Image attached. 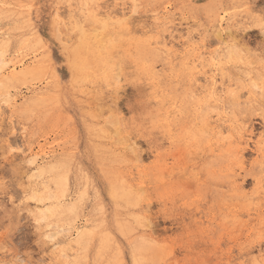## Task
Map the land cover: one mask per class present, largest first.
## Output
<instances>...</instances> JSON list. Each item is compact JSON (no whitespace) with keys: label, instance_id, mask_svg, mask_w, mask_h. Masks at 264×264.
<instances>
[{"label":"rangeland","instance_id":"rangeland-1","mask_svg":"<svg viewBox=\"0 0 264 264\" xmlns=\"http://www.w3.org/2000/svg\"><path fill=\"white\" fill-rule=\"evenodd\" d=\"M132 2L0 0V264L259 258L264 0Z\"/></svg>","mask_w":264,"mask_h":264},{"label":"snow or ice","instance_id":"snow-or-ice-1","mask_svg":"<svg viewBox=\"0 0 264 264\" xmlns=\"http://www.w3.org/2000/svg\"><path fill=\"white\" fill-rule=\"evenodd\" d=\"M27 7L31 8L32 5H27ZM123 7L125 8L126 12H125L124 18L121 21V23H126L127 21L130 20L129 15L127 14V10L131 9L132 16H136L137 10L140 7H142V5L137 3L136 0H133L132 3H125ZM260 19L262 22H264V13L261 14ZM8 150H9L8 147L4 149L5 152H8ZM11 151L16 152L18 151V149L12 148ZM3 159L7 160L8 157L4 156ZM17 176H18V173H15L14 171V175L9 176L7 179L0 180V198H4L6 201H10L13 204L15 203V200L13 198V189L17 185ZM20 203L22 204L23 200H21ZM37 223H39V221H37ZM15 264H29V262L17 260ZM41 264H46V262H41ZM208 264H216V262L209 261ZM230 264H264V236H262L261 238V252H260V256L258 259L245 260L243 258H240L238 260L231 261Z\"/></svg>","mask_w":264,"mask_h":264},{"label":"bare ground","instance_id":"bare-ground-1","mask_svg":"<svg viewBox=\"0 0 264 264\" xmlns=\"http://www.w3.org/2000/svg\"><path fill=\"white\" fill-rule=\"evenodd\" d=\"M125 11H126L125 8H123L122 11H121V18H124ZM100 13H101V12H100ZM100 13H99V14H100ZM99 14H97V15L99 16ZM127 14H128V13H127ZM100 15H101V14H100ZM128 15H130V14H128ZM131 15H132V14H131ZM106 17H108V16L104 15V18H106ZM168 17H170V16H168ZM168 17H167V18H168ZM96 20H97V19H96ZM101 20H102V19H101ZM156 20H158V19H156ZM165 21H166V20H165ZM100 22H101V21H100ZM127 22H129V21H127ZM170 23H174V21L172 20V21H170ZM123 24H124V23H123ZM125 24H128V23H125ZM125 24H124V25H125ZM164 25H166V24H164ZM100 26H101V25H100ZM99 28H100V27H99ZM152 30H153V28H152ZM152 30H150L151 33H152ZM150 32H149V33H150ZM153 32H154V31H153ZM235 32H236V31H235ZM235 32H234V34H236ZM228 33H230V32H228ZM187 34H188V33H187ZM225 34H226V33H225ZM234 34H233V35H234ZM233 35H232V36H233ZM195 36H196V35H195ZM218 36L221 37V36H223V35L219 32V35H218ZM224 37H225V36H224ZM227 37L229 38V34H228ZM234 37H235V36H234ZM193 38H194V37H193ZM230 38H231V37H230ZM194 39H195V38H194ZM226 39H227V38H226ZM226 39H225V40H226ZM219 40H220V39H219ZM155 41H156V40H155ZM163 41H164V40H163ZM167 41H168V40H167ZM220 41H221V40H220ZM227 41H228V40H227ZM227 41H226V42H227ZM233 41H234V40H232V42H233ZM157 42L159 43V41H157ZM171 42H172V41H170V43L168 42V43H169V47H170V44H172ZM155 43H156V42H155ZM158 43H157V44H158ZM160 43H163V42L160 41ZM168 43H166V44H168ZM221 43H223V40H222ZM224 43H225V42H224ZM153 44H154V43H153ZM153 44H152V45H153ZM166 44H165V45H166ZM3 45H4V44H3ZM3 45H2V46H3ZM163 46H164V45H163ZM167 46H168V45H167ZM173 46H174V45H173ZM7 47H8V46H7ZM7 47L5 46V48H7ZM85 47H86V46H85ZM5 48H4V49H5ZM4 49H2V48L0 47V64H4V62H3V57H4V54L6 53V51H5ZM85 49H86V48H85ZM8 51H9V49H8ZM167 56H168V55H167ZM198 58H199V56H198ZM198 60H199V59H198ZM201 66H202V65H201ZM201 66H200V67H201ZM198 69H199V68H198ZM198 69H197V70H198ZM194 71H195V70H194ZM200 71H201V70H200ZM13 75H14V74H13ZM13 75H12V76H13ZM28 75H30V73H26L25 75L23 74V75H21L20 77H19V76L14 77L15 75L12 77V76L10 75L12 78L10 79L9 82H14V81H19V82H21V81H23L24 78H25L26 76H28ZM203 75H204V74H203ZM10 76H9V77H10ZM205 78H206V79H209V78H207V77H205ZM202 79H203V78H202ZM5 82H6V80H5ZM212 84H213V87H212L213 90L216 91V81H215V78H212ZM6 85H7V84H4L3 86L6 87ZM9 86H11L10 83H8V87H9ZM9 88H10V87H9ZM6 89H7V87H6ZM199 89H200V88H199ZM206 89H207V88H206ZM207 91H208V90H207ZM214 91H213V92H214ZM228 92H229V91H228ZM232 92H233V91H232ZM215 93H216V92H215ZM225 94H226V93H225ZM215 95H216V94H215ZM200 97H201V96H200ZM209 97H210V96H209ZM224 97H225V96H224ZM205 98H206V97H205ZM201 99H202V98H201ZM196 100H198V99H196ZM209 100H210V99H209ZM213 100H214V99H213ZM205 101H206V100H205ZM207 101H208V100H207ZM158 102H159V101H158ZM197 103H198V102H197ZM203 103H204V102H203ZM206 103H208V102H206ZM206 103H205V104H206ZM208 104H209V103H208ZM173 106H174V105H173ZM159 108H160V107H159ZM172 109H173V108H172ZM158 111H159V110H158ZM175 111H176V110H175ZM171 112H173V111H171ZM176 112H177V111H176ZM207 112H208V111H207ZM209 112H210V111H209ZM155 114H156V113H155ZM173 114H174V113H173ZM209 118H210V117H209ZM209 123H210V121H209ZM211 127H212V126H211ZM210 132H211V131H210ZM258 143H259V142H258ZM260 144H264V140H262V141L260 142ZM256 146L259 148L260 145L258 146V144H257ZM258 148H257V149H258ZM260 149H261V148H260ZM261 150H262V149H261ZM215 151H216V150H215ZM258 151H260V150H258ZM261 152H262V151H261ZM258 155H259V154H258ZM63 170H64V169H63ZM42 173H43V171H42ZM42 173H41V174H42ZM44 173H45V172H44ZM57 173H58V172H57ZM39 174H40V173H39ZM42 175H43V174H42ZM45 175H46V174H45ZM45 175H44V176H45ZM39 177H41V175H39V176H37V178H36V177H35V178L38 179ZM59 177H60V176H59ZM61 182H62L65 186H67V185L69 184V178H68V177H64V178L61 180ZM242 186H243V185H242ZM68 189H69V188H68ZM62 204H63V203H62ZM58 205H59V204H58ZM60 206H61V205H60ZM57 207H58V206H57ZM62 207H63V206H62ZM58 209H59V207H58ZM72 210H74V209H71V211H72ZM53 214H55V213H53ZM42 220H43V219H42ZM85 235H86L85 232L80 233V235H79V237H78V240L76 241V244H77V245H80V244L83 242V239L85 238ZM152 239H153V238H152Z\"/></svg>","mask_w":264,"mask_h":264}]
</instances>
